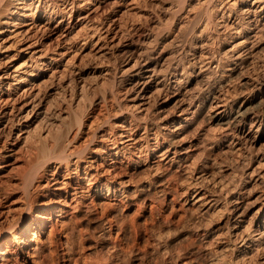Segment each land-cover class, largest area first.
I'll return each instance as SVG.
<instances>
[{
  "label": "bare ground",
  "instance_id": "bare-ground-1",
  "mask_svg": "<svg viewBox=\"0 0 264 264\" xmlns=\"http://www.w3.org/2000/svg\"><path fill=\"white\" fill-rule=\"evenodd\" d=\"M122 1L116 3L120 5ZM190 1L193 4L191 2L188 9L192 10L210 4L209 18L218 20L217 26L225 31L224 41L233 42L229 49L238 58L233 59V64L240 67L223 65L221 84L233 83L248 67L257 65L264 55V0ZM109 2L0 0V264L16 262L24 255L33 240L30 232L35 236L45 226H52L55 215L70 214L80 222L84 214L87 220H92L97 213L95 197L108 199L102 208V213L107 215L109 208L116 206L110 203L112 200L123 207L134 204L144 207L150 201L153 207L161 199L165 201L167 195L175 198L180 189H183L182 194H187L185 202L189 204V214L177 220V225L193 228L202 242L182 252L184 256L170 254L166 257V254L160 264H264V153L250 155L251 165L239 179L233 170L222 172V168L206 161L196 164L191 144L182 148L184 136L178 128H139L126 119L115 128L100 129L96 136L98 143L88 146L87 150L80 149L82 125L93 128L96 121L95 116L85 121L88 114L81 104L91 83L98 82L102 70L94 66L89 79L82 74L63 83L59 79L65 75L64 70L78 66V49L83 51L90 44L99 50L104 44L117 18L111 14L117 6H109ZM132 3L137 5L139 0ZM76 15L82 24L77 32ZM208 20H202L200 32L203 34ZM207 53L206 49L202 50L199 56L208 58L210 65L219 66L218 59L207 57ZM150 70L146 65L130 75L132 82L136 80L134 85L137 84L140 93L125 104L129 110H143V99L154 81L148 74ZM262 90L264 92V80ZM217 95L212 94L208 100L211 127L240 128L245 137L257 141L264 137V108L254 113L256 123L246 126V118L253 109L264 107L263 96L258 101L243 98L244 95L229 101ZM100 99L104 100L103 96ZM189 114L182 111L179 115L187 120ZM69 118L76 119L72 125H77L75 128L67 122ZM232 148L239 150L240 146ZM253 181L250 188L242 185ZM244 204H258V207L251 215L242 211L234 219H226L247 206ZM158 212L161 223L175 219L161 213L160 209ZM83 235L90 238V229L83 230ZM100 235L104 237L103 246L110 257L113 251L121 255L123 245L112 237L111 230H103ZM154 235L159 241L163 236L158 232Z\"/></svg>",
  "mask_w": 264,
  "mask_h": 264
},
{
  "label": "rangeland",
  "instance_id": "rangeland-1",
  "mask_svg": "<svg viewBox=\"0 0 264 264\" xmlns=\"http://www.w3.org/2000/svg\"><path fill=\"white\" fill-rule=\"evenodd\" d=\"M96 1L98 0H94L95 3ZM116 1L118 0H108L109 6H117L116 9H118L111 13L113 17L117 18L113 22L111 32L107 33L106 39L103 41L105 45L103 44L99 50L98 47L95 48L90 44L83 51L78 49V54H80V58L77 60L79 63L76 62L78 66L71 67V71H65L62 68L65 75H62V79L60 76L59 79V82L63 83L80 74L89 79L94 66L98 65L102 70L98 82L91 83L92 87L94 84H97L95 85L97 87L89 88L85 103H82L83 106L81 104V108L85 109L88 114L84 118L85 121L87 122L91 117H96V121L94 129L82 125L83 134L79 140L81 148L78 147L87 150L96 145L98 143L96 136L100 129L115 128L117 123L125 119L139 128H163L164 126H166L165 128H178L184 136V141L181 142L182 148L191 144L190 151L192 156L197 158V160L194 158L196 164L200 165L206 161L213 167L222 168V172L233 170L240 179L241 173L243 175L250 167L248 165H251L248 161L250 155L258 152L264 153V137L257 141L253 137H245L240 128L218 130L216 126L212 125L211 127L208 122V114H210L208 100L212 94H218L217 96L224 97L229 101L243 95V98L249 97L254 101L264 97L262 90L264 55L258 59L257 65L248 67L245 70L246 73L244 72V75L236 81L221 84L220 74L223 72V65L232 64L231 66L239 69L240 64H233L238 59L237 55L229 49L233 42L231 40L224 41L225 31L217 26L216 21L218 20L214 21L211 16L209 18L210 4L203 6L202 9L200 7L192 10L188 9L191 7L192 1L190 0H139L137 5L132 3L133 0H124L120 5ZM215 1L220 2L221 0ZM131 3L133 7H131ZM168 6L170 7L168 8ZM207 18L209 25L203 34L200 32L201 24L202 20ZM75 19L77 26L75 32H77L82 24H79L78 15L75 16ZM45 20L47 19L45 18ZM56 24L57 21L53 22L52 27ZM63 26L65 27V24ZM78 35L80 33H76V36ZM204 48L208 51L207 57L214 58L215 56V59H218L219 66H215L216 63L213 66L210 65L208 58L202 57L201 59L199 54L205 50ZM81 52L83 55L85 54L84 58H82ZM91 52L92 55H90ZM81 58L83 61L80 62ZM146 65H149V69H151L148 74L154 79L153 85L151 83L152 86L150 85L147 89L148 93L143 99L145 103L143 110H129L127 105L140 93L138 91L140 88H137V84L134 85L136 80L132 82L130 75L136 68ZM203 75L208 76L203 79ZM102 96L104 100L100 101ZM98 101L100 102L97 103ZM263 108L253 109L254 112L246 118L247 128L256 123L254 115L260 113ZM182 111L186 114L191 113L187 120L179 115ZM69 120L72 123L67 122L71 126L75 125L76 119L69 118ZM213 127L216 129L214 130ZM233 145L240 146V149L233 150ZM214 161L215 163H213ZM251 184H254V181L242 185L250 188ZM182 191L183 189H180L178 194L176 192L175 198L167 195L165 201L161 199L159 204L154 203L155 210L150 201L144 207L137 206V204L123 207L118 201L112 200L110 203H114L116 206L110 207L107 215L102 213V208L108 203V199L104 196L95 197L97 213L93 214L95 217L93 215L89 217L91 219L93 217L92 220H87V216L84 214L80 216V222L70 214L55 215L52 226L50 224L45 226L35 236L32 231L30 232V237L33 240L26 249V253L20 256L16 262L9 264H91L90 262L95 263V261L102 264H160V259H165L170 254L175 257L177 254L184 256L188 250L196 248L198 243L201 245L202 241L200 242L201 236L196 231L194 232L193 228L182 227V229L177 225V220L189 214L187 211L189 204L185 202L187 194H182ZM246 205L244 204V206ZM257 207L258 204H249L235 211L234 215L231 214L230 218L226 219H234L242 211H247L251 215ZM159 209L161 213L170 214L169 216L175 219L171 223L164 224L163 221L161 223ZM111 222L112 226L110 227ZM150 222H152V228L149 226ZM145 226L149 228H145ZM87 228L92 234L88 239L83 235V230ZM103 230L106 232L111 230L112 237L117 238L123 245L121 255L117 256L113 251L112 257H110L104 247V237L100 235ZM157 232L163 235L160 237V241L156 238L157 236H153ZM166 254L168 255L165 257ZM203 262L205 263V260Z\"/></svg>",
  "mask_w": 264,
  "mask_h": 264
}]
</instances>
